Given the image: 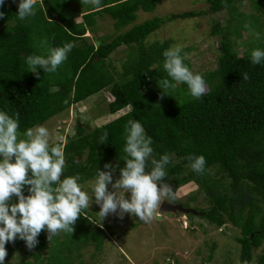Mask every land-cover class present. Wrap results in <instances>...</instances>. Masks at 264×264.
I'll return each mask as SVG.
<instances>
[{
  "label": "trees",
  "instance_id": "16d2710c",
  "mask_svg": "<svg viewBox=\"0 0 264 264\" xmlns=\"http://www.w3.org/2000/svg\"><path fill=\"white\" fill-rule=\"evenodd\" d=\"M243 1L206 0L205 11L172 14L135 24L137 13L153 12L159 0H101L100 7L84 0H39L36 14L24 21L16 15L19 0H5L0 6L4 13L0 18V110L18 115L20 138H24L27 129L107 92L111 97L107 105L110 116L124 109L129 111L90 131L88 125L77 122L74 134L66 142L51 144H59L64 151V175H78L83 185L95 181L97 168L107 171L105 164L115 167L119 175L126 155L125 128L129 120L136 119L153 140L154 157H170L168 177L162 183L173 191L194 183L209 203L208 208H194L196 214L187 216H198L217 228L230 223L239 229V264H251L253 252L264 246V64H252L250 53L254 48H264V34L257 18L248 21L249 17L237 11L236 5ZM248 1L255 10L261 7V0ZM223 11L229 13L227 27L215 22L212 28V34L220 36L216 68L204 74L196 72L206 81L205 95L200 99L189 95V99L181 100L182 92L188 91L186 85L171 92L173 97L166 90L161 92L159 81L167 76L163 53L170 48L171 41L147 44L146 39L166 22ZM103 16L112 20L115 35L92 40L89 35L95 34L96 19ZM76 18L80 21L76 22ZM248 22L261 38L255 39L258 46L239 56L230 35L239 39L243 31L250 33L244 28ZM45 41L49 47L67 42L74 47L56 73L38 69L40 75L36 76L25 64V57L46 54ZM121 47L126 51L125 61L117 70L110 56ZM185 63L191 69L187 60ZM244 73L250 79L244 80ZM105 132L108 139L101 144L100 137ZM199 155L206 158L201 174L190 166L191 158ZM24 194H29L27 186ZM192 201L195 198L189 199ZM183 206L188 207V202ZM85 212L75 222L71 234L61 232V236L49 240L47 230H42L32 248L36 252L33 263L18 264H43L40 251H47L46 264H82L73 263L71 253L75 245L79 248L80 244L93 242L96 250H101L106 233L86 220ZM20 244L26 245L21 239L6 243L5 264ZM255 264H264V248Z\"/></svg>",
  "mask_w": 264,
  "mask_h": 264
},
{
  "label": "clouds",
  "instance_id": "9594fccd",
  "mask_svg": "<svg viewBox=\"0 0 264 264\" xmlns=\"http://www.w3.org/2000/svg\"><path fill=\"white\" fill-rule=\"evenodd\" d=\"M84 2L93 7L101 6V0ZM4 3L5 0H0V6ZM35 5L36 0H19L17 19L24 21L34 16ZM3 16L4 13L0 12V18ZM244 28L256 39L261 38L251 22ZM43 47L47 48L46 54L25 57V64L36 76L40 75L38 69L44 73H56L67 61L74 44L67 42L63 46L49 47L45 41ZM163 56L167 76L159 81L161 92L166 90L168 96H172L171 92L186 85L191 97L202 98L207 91L206 81L202 74L193 72L185 63L187 54L183 53V46L173 45L164 51ZM250 59L254 65L264 64V48H254ZM243 79L250 77L244 73ZM19 128L18 115L0 110V264H5L8 242L21 239L32 249L42 230H47L49 240L61 232L73 233L75 222L89 208L92 197L99 205L98 213L102 219L113 213L121 217L127 213L143 222L153 219L163 201L174 199L173 189L162 183L163 178L168 177L166 168L171 162L170 157L167 154L160 155L159 159L154 157L153 140L136 119L129 120L125 128L123 151L126 155L122 158L124 165L119 169V178L113 183L116 169L109 164L104 165L107 171L97 168L91 197L82 190L78 175H64V151L59 144L50 146L47 127L36 125L29 128L23 133L24 138H20ZM107 139L108 133L105 132L100 137L101 144ZM205 165L203 155L191 158L190 166L195 173H203ZM110 184L115 191L108 190ZM26 186L28 195L24 194ZM125 193L130 194L129 198H125ZM169 264L174 261L169 260Z\"/></svg>",
  "mask_w": 264,
  "mask_h": 264
},
{
  "label": "rangeland",
  "instance_id": "374dc122",
  "mask_svg": "<svg viewBox=\"0 0 264 264\" xmlns=\"http://www.w3.org/2000/svg\"><path fill=\"white\" fill-rule=\"evenodd\" d=\"M38 2L39 0H36V4ZM260 6L259 10H255L252 3L245 0L241 4H237L236 9L239 13L249 17L248 21H253L251 19L254 17L257 18L258 23L263 26L264 34V0H261ZM207 9L206 0H159L153 12L137 13L135 24L153 18H165L172 14ZM228 19V11H223L204 17L166 22L146 39V43L170 40V47L176 44L182 45L183 50L189 49L186 52V60L191 70L204 74L206 71L215 70L216 59L220 53V36L213 35L212 28L216 25L215 22L226 28ZM75 20L76 22L80 21L79 18ZM113 35H115V30L112 20L103 16L96 19L95 34L89 36L96 41L97 38ZM230 37L232 41L236 42L234 49L239 56L249 52L253 46H258L255 35L247 31H243L239 39H236L234 35H230ZM125 53V48L121 47L110 56V62L115 69L120 70L121 63L125 61ZM188 97H190L188 91L182 92L183 99L181 100L185 101V98L187 100ZM110 99V95L104 91L90 97L88 101L72 106L60 116L40 124L50 131V145L55 142H66V138L74 134L77 122L82 126L88 125L87 131H90L129 111V109H124L122 112L110 116L107 110ZM118 178L119 175L114 172L113 183ZM94 182L89 181L81 185L82 190L87 191L90 197L93 195ZM108 190L115 191L111 184L108 186ZM174 194V199H169L172 203L185 204L188 202V207L191 209H206L209 206V203L204 201L203 193L194 183H188L175 189ZM117 195H119V190ZM129 195L125 193V198H129ZM190 198H195V201L189 202ZM92 201L89 208L86 209L84 217L105 231L107 237L103 239L102 249L99 251L96 250L93 242L80 244L79 248L75 245L71 253L73 263L169 264V260L174 261V264L240 263V245L236 242V239L240 237V231L230 223L222 228H217L198 216L188 217L180 213L172 216L165 215V213L161 216L155 215L148 222L140 221L134 215L127 213L122 217L113 213L102 219L98 213L100 208L95 203V197H92ZM60 240L62 241V237ZM211 248H213L212 252ZM263 248L264 246L253 252L251 264H255V259ZM35 253L34 249L20 244L10 253L7 264L33 263V254ZM39 255L44 260L43 264H46L47 251H40Z\"/></svg>",
  "mask_w": 264,
  "mask_h": 264
},
{
  "label": "water",
  "instance_id": "95a60500",
  "mask_svg": "<svg viewBox=\"0 0 264 264\" xmlns=\"http://www.w3.org/2000/svg\"><path fill=\"white\" fill-rule=\"evenodd\" d=\"M164 213L168 216H172L177 213L187 216L189 214L195 215L196 211L191 209L190 207H184L182 204H171L169 202L163 201L161 203L159 211L156 213V216H161Z\"/></svg>",
  "mask_w": 264,
  "mask_h": 264
},
{
  "label": "flooded vegetation",
  "instance_id": "af4514ba",
  "mask_svg": "<svg viewBox=\"0 0 264 264\" xmlns=\"http://www.w3.org/2000/svg\"><path fill=\"white\" fill-rule=\"evenodd\" d=\"M168 202H169V203H172V202H170L169 200H168ZM172 204H176V202H174V203H172ZM182 205H183V204H182ZM165 215H167V214H165Z\"/></svg>",
  "mask_w": 264,
  "mask_h": 264
}]
</instances>
